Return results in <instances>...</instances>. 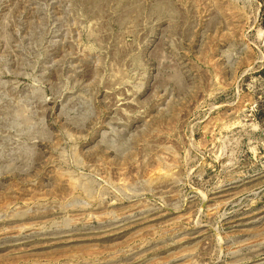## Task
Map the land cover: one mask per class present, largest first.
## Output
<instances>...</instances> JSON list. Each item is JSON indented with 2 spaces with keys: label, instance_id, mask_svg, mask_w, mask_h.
<instances>
[{
  "label": "rangeland",
  "instance_id": "1",
  "mask_svg": "<svg viewBox=\"0 0 264 264\" xmlns=\"http://www.w3.org/2000/svg\"><path fill=\"white\" fill-rule=\"evenodd\" d=\"M0 264H264V0H0Z\"/></svg>",
  "mask_w": 264,
  "mask_h": 264
}]
</instances>
